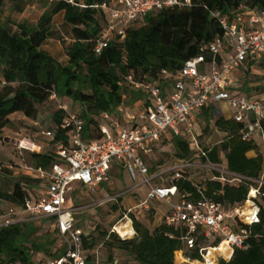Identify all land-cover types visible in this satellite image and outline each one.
<instances>
[{"label": "trees", "instance_id": "trees-1", "mask_svg": "<svg viewBox=\"0 0 264 264\" xmlns=\"http://www.w3.org/2000/svg\"><path fill=\"white\" fill-rule=\"evenodd\" d=\"M7 1L25 0H0V142L7 139L5 129L14 126L13 115L37 120L40 107L51 100L53 94L57 95V101L67 98L71 103L70 111L83 119L85 140L100 139L105 114L119 115L122 105H133L146 95L143 90L130 87L129 76L139 81L151 78L164 89L168 88L185 62L199 55L205 44L223 33L213 13L220 11L232 16L237 12L264 9V0H191L189 6L166 8L138 20L127 28L124 38L110 37L109 44L98 54L95 47L107 22V11L101 7L106 0H51L52 6L34 26L23 22L17 32H12L2 22ZM61 12L71 27V41L64 42L66 64L43 48L51 35L53 18ZM247 89L244 88L246 92ZM66 115L62 108L55 111L53 125L49 128L53 136L49 138L42 133L48 140L46 148L39 153L30 152L27 162L43 169L61 162L57 148L60 144H70ZM215 124L227 134L219 144L203 147L210 149L209 160L226 164L228 171L245 179L239 185H228L214 180L210 174L199 182L186 171L185 178L177 182L179 191L194 200L199 197L201 187L207 196L233 206L243 203L252 187H260V222L253 226L254 236L248 240L247 248L236 249L233 258L229 262L222 260L221 264H264L263 142L244 140L241 132L244 124L232 118L219 115ZM261 127L264 134V120ZM162 140L173 145L176 159H194V150L186 138L165 136ZM251 151L256 155L249 157ZM256 180L262 183L255 184ZM31 196V187L22 178H14L12 190L0 184V200L15 206L24 205ZM119 199L122 201V197ZM128 215L136 231L133 238L122 239L112 229L110 234L105 231L101 236L93 231L83 232L84 248L90 252L89 264H97V251H92L106 237L111 239L109 244L116 243L132 257L128 264H176L175 252L183 247L181 227L169 225L164 219L150 227L135 212ZM53 223V217H42L0 226V264H47L50 258L60 257L64 246H55L57 238L54 237L57 234L62 241L59 231H42V226H53ZM109 259L117 264L112 254Z\"/></svg>", "mask_w": 264, "mask_h": 264}, {"label": "built area", "instance_id": "built-area-1", "mask_svg": "<svg viewBox=\"0 0 264 264\" xmlns=\"http://www.w3.org/2000/svg\"><path fill=\"white\" fill-rule=\"evenodd\" d=\"M190 4L191 0H106L101 7L107 11V22L95 50L100 54L110 37L124 38L129 26L153 12ZM213 16L223 33L205 44L199 55L185 62L170 87L164 89L151 78L139 81L128 77L130 87L143 90L146 95L136 100V107L122 105L120 110L125 115L105 114L100 139L85 140L83 119L70 111L68 104H60L59 108L67 112L65 127L70 129V144L58 146L61 162L50 169L37 168L22 159L26 161L22 168L40 179L42 187L36 198L31 196L24 205L9 209L0 226L27 218L53 217V227L60 233L64 253L50 258L47 264H89L83 231L76 225V209L65 207L68 191L78 181L95 193L110 181L112 164L119 162L133 180L140 179L148 187L145 200L138 207L130 208L125 217L139 207L150 210L153 203L161 201L168 206L162 219L181 227L183 247L175 252L176 264H221L222 260L229 262L236 249L247 248L248 240L254 236L253 226L260 222V187H252L243 203L226 206L207 196L201 187L199 197L192 200L188 194L180 193L177 184L185 178L186 171L191 174L193 170H208L214 180L228 185H239L245 179L209 160L210 149L205 150L195 134L193 114L196 111L225 102L234 111L232 119L244 124L241 131L244 140H255L253 132L262 130L264 94L249 95L235 85L239 71L246 65L254 67L264 63V9L237 12L232 16L217 11ZM51 99L58 100L57 95L53 94ZM43 134L53 136L50 130ZM165 136L186 138L194 150V159H177L173 165L153 171L145 157ZM262 137L264 140V134ZM15 146L21 157L27 152H40L37 142L28 137L16 140ZM203 158L206 160L202 161ZM18 215L24 217L15 220ZM128 220L134 228L132 219ZM116 226L111 231L122 239L136 235L134 231L125 237ZM99 261L97 254V264Z\"/></svg>", "mask_w": 264, "mask_h": 264}, {"label": "rangeland", "instance_id": "rangeland-1", "mask_svg": "<svg viewBox=\"0 0 264 264\" xmlns=\"http://www.w3.org/2000/svg\"><path fill=\"white\" fill-rule=\"evenodd\" d=\"M24 5H27V2H24ZM52 6L51 0H34V3L29 7H14L10 5L8 8L4 9L1 17L2 22L5 25L9 26V23L19 24L26 22L30 26H34L37 21L40 19L42 14ZM21 7L23 9H21ZM55 25L51 32L49 38L46 40L44 44V49L49 53H53L56 55L58 59L61 61L65 60V51L61 49L64 46V42H69V40L64 38H70L71 27L69 24L64 22L62 15L55 16ZM10 27V26H9ZM14 29V27H12ZM50 37H53L50 40ZM51 41L53 43H51ZM58 41H60L58 43ZM64 62V61H63ZM239 82L235 85L237 88H248L249 95L261 96L264 94V65L261 66H245L243 69L239 71ZM244 91V89H241ZM60 104H68L70 105V101L67 98H62L60 101L57 100H49L47 103L43 104L40 107L39 112V123L38 125H34L32 122L25 120L21 114H16L11 117L14 126L11 127L13 132L9 133L8 141L0 142V160L4 162L12 161L15 163H19L22 166L26 163L22 159H26L29 155H25L21 157L20 154L14 151L13 146V138H17V131H25L27 132L30 138L34 139L43 146L48 140L42 136V132L47 130L53 125L52 116L60 107ZM129 107H133V105H129ZM134 107H136L134 102ZM130 109V108H129ZM121 113L125 115V111L121 109ZM215 119L212 120V125H210L208 132H205L206 124L204 119L201 120L199 129L196 130L195 134H198V142L203 146H211L213 144H217L224 137L222 134L217 133L215 126L213 125ZM9 129H5V133L7 134ZM256 136V141L262 143L263 137L262 134H254ZM170 137V136H169ZM175 149L173 145L169 142H165L161 139V141L157 144L156 149L151 157H148V163L153 166V171L157 168L168 167L173 165L176 162V158L174 157ZM27 156V157H26ZM26 157V158H25ZM22 160V161H21ZM27 160V159H26ZM22 162V163H21ZM202 162V161H201ZM203 163V162H202ZM223 165V163H220ZM221 166V165H220ZM224 166V165H223ZM222 167V166H221ZM4 171V167H2ZM5 173H9V171H4ZM197 172V171H196ZM218 172V171H217ZM191 176L195 175V171H193ZM210 172L208 170H201V172L195 175L194 177L197 180L201 181L204 178L208 177ZM15 179H19V177H15ZM25 182H29V178H22ZM114 183L111 185V191L114 193H120L122 190L130 189L129 193L121 195L122 201L117 199L118 201H109V193H105L103 195H95L91 193L86 187H79L77 190H72L68 194L67 203L65 207L67 209L75 208V220L77 227L81 228L86 234L90 232H95L96 236H101L102 232H108L110 234V230L117 225V227H121L124 223H128L130 219L128 216L125 217V214L128 213V210L131 207L140 203V200L145 195V185L141 183V180H133L131 174L127 170H119L114 175ZM2 182V179L0 178ZM255 184H260L261 180H256ZM72 186V185H71ZM139 190V191H138ZM129 198H132L131 203H129ZM145 200V197L142 201ZM158 207L165 210L167 205L163 202L161 204H152L151 207ZM166 206V207H165ZM151 208L150 211L145 210L142 207H139L134 210L136 215L140 220L148 224L150 227H154L157 224L155 220V209ZM168 208V207H167ZM154 216V217H153ZM153 220L155 222L153 223ZM40 225L39 222H37ZM42 231L49 230L50 232H54V227L52 225L43 227ZM120 236V235H119ZM57 238V242L55 246L59 248L62 246V241L58 238L57 234L54 235ZM111 239L106 237L105 239L100 240L99 244H97L96 249L92 252L97 251L99 256V264H113L109 259V255L112 254L114 260L117 261V264H128L132 262V257L123 249H121L116 243L109 244ZM85 252L89 254V251ZM113 260V261H114Z\"/></svg>", "mask_w": 264, "mask_h": 264}, {"label": "crops", "instance_id": "crops-1", "mask_svg": "<svg viewBox=\"0 0 264 264\" xmlns=\"http://www.w3.org/2000/svg\"><path fill=\"white\" fill-rule=\"evenodd\" d=\"M24 2H27V5H24ZM34 3V0H25V1H21V2H10V1H7V2H5V5H4V8H3V11H4V9L6 8V6H7V8L10 6V5H12V6H14V7H20L21 5H23V7L25 6V7H29L31 4H33ZM24 7V8H25ZM21 9H23L22 7H21ZM56 15H62V18H63V20H64V12H61V13H58V14H56ZM55 15V16H56ZM55 16H54V18H53V27L55 26V25H57V24H55ZM2 18V17H1ZM64 22H65V20H64ZM5 25V24H4ZM6 27H8L12 32H17L18 30H19V28H18V26H17V23L15 22L14 24H11V22L9 23V26L8 25H5ZM12 27H14V29H12ZM52 38L53 37H50V40H52ZM64 39H67V40H69V41H71V36H70V38H64ZM60 41H58V43H59ZM51 43H53L52 41H51ZM43 47H44V45H43ZM61 49L62 50H64V46H62L61 47ZM45 50V49H44ZM45 51H47V50H45ZM48 52V51H47ZM49 53V52H48ZM49 54H51L52 56H54L56 59H58L57 57H56V55L55 54H53V53H49ZM60 62H62V63H64V64H66V63H68V57L66 56V54H65V60H63V61H61V59H58ZM238 81L236 82V84L239 82V78L237 79ZM243 89H244V87H243ZM247 89V88H246ZM240 91L241 92H243V90H241L240 89ZM245 91V90H244ZM245 93H249L248 91L247 92H245ZM233 114H234V111H233V109L227 104V103H225V102H223V103H219V104H216V105H211V106H206L205 108H203V109H201V110H198V111H196L194 114H193V117H194V122H195V127L197 128V129H199V126H200V122H201V120L202 119H204V122H205V124H206V127H205V131H204V133L205 132H208V129H209V127H210V125H212V120L213 119H215V121H214V123H213V125L215 126V128H216V131H217V133H219V134H222L223 135V137L225 138V136H226V132H223V131H221V130H219L217 127H216V124H215V122H216V118H217V116H219V115H223L225 118H232L233 117ZM16 115V114H15ZM14 116V115H13ZM24 117V119L25 120H28V121H30V122H32L34 125H38V123H39V120L37 119V120H33V119H30V118H28V117H26V116H23ZM47 130H49V128L47 129ZM47 130H45V131H47ZM11 131L13 132V130L12 129H10L8 132H7V134H6V137H7V139H8V136L9 137H11L10 135H9V133H11ZM45 131H43V132H45ZM42 132V133H43ZM15 134H17V138H13V146H14V151H16V152H18L17 151V149H16V146H15V142H16V140H19V139H21V138H26V137H28V133L27 132H25V131H17ZM253 134H263V132H262V130H256L255 132H253ZM43 135V134H42ZM12 138V137H11ZM30 138V137H29ZM223 138V139H224ZM222 139V140H223ZM255 139H256V136H255ZM222 140H220L219 142H217V144H219ZM6 142V140L4 141V143ZM37 142V141H36ZM38 145H39V147H40V152L42 151V150H44L45 148H46V146H47V144L46 143H44L43 144V146H41L39 143H37ZM217 144H213V145H211V146H208V147H213V146H215V145H217ZM202 146V145H201ZM203 147V146H202ZM156 149V148H155ZM155 149H154V151H155ZM154 151L152 152V153H150V154H148L146 157H145V159H146V162H147V164L149 165V166H151L149 163H148V161H147V159H148V157H151L152 155H153V153H154ZM261 151L263 152V155H264V145H262L261 146ZM27 154L29 155V153L27 152ZM26 153H25V155H27ZM25 155H23V157L25 156ZM256 155V153H255V151H251V152H249L248 153V156L249 157H253V156H255ZM27 157V156H26ZM25 157V158H26ZM28 158V157H27ZM26 158V159H27ZM25 159V160H26ZM177 160V159H176ZM3 161V160H2ZM1 160H0V170H3V168L2 167H4V168H9V170H11V171H9V173H5L4 171H0V178L2 179V182L0 181V184L2 185V186H4V187H6V188H8V189H10V190H12L13 189V187H14V178L15 177H19V178H30V181L29 182H27L28 184H29V186L31 187V191H32V198L34 199V198H36L38 195H39V193H40V189H41V187H42V181L40 180V179H38L34 174H32L31 172H29V171H26V170H24V168H22V165L21 164H19V163H15L14 165H12L10 162L11 161H9V162H2ZM13 161V160H12ZM22 161V160H21ZM10 163V164H9ZM22 163V162H21ZM29 163V162H28ZM30 164H32V163H30ZM151 167H153V166H151ZM224 167H226V164H224ZM125 170L123 167H122V165L119 163V162H114L113 164H112V167H111V179H110V181L109 182H107V183H104V184H102L98 189H97V191L95 192V193H93V194H95V195H103L104 194V192L105 193H109L110 195H109V201H118L117 199H119V197H122L121 195H124V194H127V193H129V191L131 190V188L129 189H126L125 191L124 190H122L120 193H114V192H112L111 191V185H113V183H114V175L119 171V170ZM4 170H6V169H4ZM193 171H195V175H197V173H198V170H193ZM192 171V172H193ZM197 171V172H196ZM199 173H200V171H199ZM194 176V175H193ZM72 186H70V188H69V191H68V194H69V192H71L72 190H77V188H79V187H84V186H82V184L80 183V182H78V181H76V182H74V183H72L71 184ZM139 191V190H138ZM145 195H144V197L146 198V196H147V191H148V187L145 185ZM143 197V198H144ZM67 198H68V195H67ZM114 198V200H111V199H113ZM143 198L140 200V203L139 204H137V205H135L134 207H131V208H135V207H138L140 204H141V202H142V200H143ZM131 201H132V198H129V203H131ZM156 203H158V204H161V203H163V202H155V203H153V204H156ZM166 204V203H165ZM15 205H13L12 203H10V202H7V201H5V200H0V224L5 220V218H4V214L9 210V209H11L12 207H14ZM153 207V206H152ZM166 207V206H165ZM168 207V206H167ZM166 207V209L164 210L163 208H162V206H161V208H158V207H156V206H154L153 208L155 209V220H156V222L157 223H160L161 221H162V218H163V215L166 213V211H168V208ZM24 216L23 215H18V216H15V220H20V219H22ZM83 231V230H82ZM84 232V231H83Z\"/></svg>", "mask_w": 264, "mask_h": 264}, {"label": "bare ground", "instance_id": "bare-ground-1", "mask_svg": "<svg viewBox=\"0 0 264 264\" xmlns=\"http://www.w3.org/2000/svg\"><path fill=\"white\" fill-rule=\"evenodd\" d=\"M116 230H118V232H119L121 235L125 236V237H126V236H131V235L134 233V230H133V228H132L130 222L127 223L126 225H122V226L119 227V228L116 226Z\"/></svg>", "mask_w": 264, "mask_h": 264}, {"label": "water", "instance_id": "water-1", "mask_svg": "<svg viewBox=\"0 0 264 264\" xmlns=\"http://www.w3.org/2000/svg\"><path fill=\"white\" fill-rule=\"evenodd\" d=\"M6 141H8V139H6Z\"/></svg>", "mask_w": 264, "mask_h": 264}]
</instances>
